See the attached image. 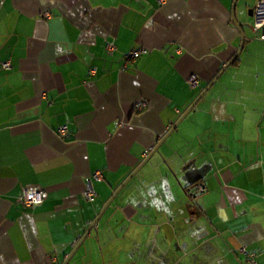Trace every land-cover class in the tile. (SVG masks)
<instances>
[{
    "label": "crops",
    "instance_id": "1",
    "mask_svg": "<svg viewBox=\"0 0 264 264\" xmlns=\"http://www.w3.org/2000/svg\"><path fill=\"white\" fill-rule=\"evenodd\" d=\"M257 2L0 0V264H264Z\"/></svg>",
    "mask_w": 264,
    "mask_h": 264
},
{
    "label": "built area",
    "instance_id": "2",
    "mask_svg": "<svg viewBox=\"0 0 264 264\" xmlns=\"http://www.w3.org/2000/svg\"><path fill=\"white\" fill-rule=\"evenodd\" d=\"M161 1H166V0H161ZM253 19H254L253 29L257 33L256 38L260 40H264V0H258L256 6L253 8ZM107 48L110 51L115 50L114 45H111V44H109ZM144 52H145L144 49L132 50L127 56V59L129 60L137 59ZM3 66L5 69H8V70L12 69V65L9 62L4 63ZM92 72L94 73V71ZM191 82L196 84L197 77H192ZM135 107L138 111H145L149 107V105L147 101H142V102L136 103ZM57 132L63 140H67L69 138V132H68L67 125H62L61 127H59ZM101 179H102V175L100 172H97L88 178L87 183H86V190H85V197L88 201H91V202L95 201L97 197V193L94 189V181H100ZM205 189L206 188L203 184H199V185L193 186L189 190V192L191 193L192 196H196L198 194L204 193ZM21 200H22V203H24L27 206L38 205L43 202L44 194L37 190L26 191ZM243 252H245L244 249H243ZM250 257L253 259L254 255H250Z\"/></svg>",
    "mask_w": 264,
    "mask_h": 264
},
{
    "label": "water",
    "instance_id": "3",
    "mask_svg": "<svg viewBox=\"0 0 264 264\" xmlns=\"http://www.w3.org/2000/svg\"><path fill=\"white\" fill-rule=\"evenodd\" d=\"M250 15H253V12L250 11ZM248 26H250V24H248ZM243 45H244V40H243ZM242 45V46H243ZM243 50V47L239 50L238 54L236 55L235 58H237L241 52ZM215 82V81H214ZM207 91H205L200 97L199 99L188 109V111L180 118V120L171 128V130L169 131V133H167V135L160 141L159 145L156 146L152 152L149 154V156L147 157V159H145V161L132 173V175L127 179V181L121 186L119 187V189L114 193L113 197L107 202V204L105 205V207L102 210L101 215L106 211V209L108 208V206L112 203L113 199L118 195V193L127 185V183L131 180V178L133 176H135L143 167L144 165L151 159V157L156 154L159 153V148L162 145V143L170 136V134L179 127V125L181 124V122L183 121V119H185L187 117V115L194 109V107L196 106V104L198 103V101L202 98V96L206 93ZM100 215V216H101ZM100 217H98L93 225V227L95 226V224L98 222ZM85 237H83V239L80 241V243L77 245V247L73 250V252L71 253V255L68 257V259L63 263V264H68L69 261L72 259V257L74 256V254L76 253L77 249L79 248V246H81V244L84 242Z\"/></svg>",
    "mask_w": 264,
    "mask_h": 264
},
{
    "label": "rangeland",
    "instance_id": "4",
    "mask_svg": "<svg viewBox=\"0 0 264 264\" xmlns=\"http://www.w3.org/2000/svg\"><path fill=\"white\" fill-rule=\"evenodd\" d=\"M252 18V17H251Z\"/></svg>",
    "mask_w": 264,
    "mask_h": 264
}]
</instances>
